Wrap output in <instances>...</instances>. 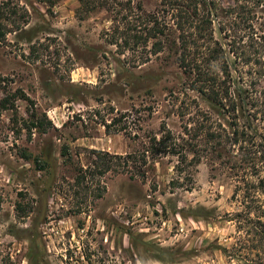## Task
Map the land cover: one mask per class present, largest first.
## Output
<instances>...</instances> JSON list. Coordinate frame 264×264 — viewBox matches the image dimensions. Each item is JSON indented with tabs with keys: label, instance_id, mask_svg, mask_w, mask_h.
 <instances>
[{
	"label": "rangeland",
	"instance_id": "rangeland-1",
	"mask_svg": "<svg viewBox=\"0 0 264 264\" xmlns=\"http://www.w3.org/2000/svg\"><path fill=\"white\" fill-rule=\"evenodd\" d=\"M0 4V77L30 100L17 118L44 126L29 138L11 132L13 112L1 117L0 264H264V53L229 55L233 120L193 90L174 47L142 65L145 54L117 47L109 13L80 12L77 0ZM236 5L216 2L219 40V24L243 28ZM250 13L264 36V7ZM162 126L185 150L182 166L162 155L132 180L117 162L95 164L94 152L133 154Z\"/></svg>",
	"mask_w": 264,
	"mask_h": 264
},
{
	"label": "trees",
	"instance_id": "trees-1",
	"mask_svg": "<svg viewBox=\"0 0 264 264\" xmlns=\"http://www.w3.org/2000/svg\"><path fill=\"white\" fill-rule=\"evenodd\" d=\"M217 1L159 0L160 8L155 12L147 13L133 0H77L80 12L104 11L111 15L112 41L121 39L122 44H116L121 50L145 54L138 59L141 65L149 62L151 56L162 53L166 47H174L178 54L177 64L192 78L193 90L205 96L209 102L221 107L229 117L236 120L239 105L235 94L240 98V91L232 90V66L229 55L264 53V36L255 33L248 21L250 12L264 7V0H236L238 5L231 8L229 13L230 15L246 13L241 22L243 28L238 25L236 29L226 30L224 25L219 24L217 32L223 41L215 37L216 29L212 19L217 10ZM4 10V5L0 4V14H4ZM2 30L0 25L1 40L5 37ZM238 33L240 35L243 33L241 42L237 41ZM247 36V41L250 40L251 45L243 40ZM7 87V80L0 77V123L4 112H13L14 127L11 128V132L20 134L25 130L31 138L32 130L42 129L44 126L39 122L36 114H33L31 121L17 118L16 103L18 101L30 103V100L23 91L17 89L11 93L7 91ZM240 104L242 105L243 102L241 101ZM48 125L51 123L48 122ZM105 130L110 135L108 126H105ZM237 131L238 129L235 130V134H238ZM187 133L186 130L185 134ZM207 136L209 142H214L218 137L214 132H209ZM147 139L148 142L140 151L125 156L94 152L95 164L97 167L103 166L105 171H112L115 167L114 162H117L116 166L120 173L128 174L132 180L136 178L145 180L147 169L162 155L179 157L178 163L181 166L186 163L185 150L176 142L166 126H162L160 138L152 136ZM194 153L196 155V152ZM177 167L175 168L178 169ZM263 224L260 222L262 227Z\"/></svg>",
	"mask_w": 264,
	"mask_h": 264
}]
</instances>
